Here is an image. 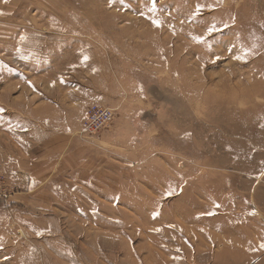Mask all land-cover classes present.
<instances>
[{
    "label": "rangeland",
    "instance_id": "374dc122",
    "mask_svg": "<svg viewBox=\"0 0 264 264\" xmlns=\"http://www.w3.org/2000/svg\"><path fill=\"white\" fill-rule=\"evenodd\" d=\"M91 104L113 117L87 133ZM262 244L264 0H0V264Z\"/></svg>",
    "mask_w": 264,
    "mask_h": 264
},
{
    "label": "built area",
    "instance_id": "2783aa9c",
    "mask_svg": "<svg viewBox=\"0 0 264 264\" xmlns=\"http://www.w3.org/2000/svg\"><path fill=\"white\" fill-rule=\"evenodd\" d=\"M113 117V109L110 107L91 104L85 109L83 119V132L93 133L101 129Z\"/></svg>",
    "mask_w": 264,
    "mask_h": 264
},
{
    "label": "snow or ice",
    "instance_id": "6c2138e0",
    "mask_svg": "<svg viewBox=\"0 0 264 264\" xmlns=\"http://www.w3.org/2000/svg\"><path fill=\"white\" fill-rule=\"evenodd\" d=\"M211 31H212V29H209V32H211ZM261 247L264 248V244H262Z\"/></svg>",
    "mask_w": 264,
    "mask_h": 264
},
{
    "label": "bare ground",
    "instance_id": "6f19581e",
    "mask_svg": "<svg viewBox=\"0 0 264 264\" xmlns=\"http://www.w3.org/2000/svg\"><path fill=\"white\" fill-rule=\"evenodd\" d=\"M221 104V103H220Z\"/></svg>",
    "mask_w": 264,
    "mask_h": 264
}]
</instances>
